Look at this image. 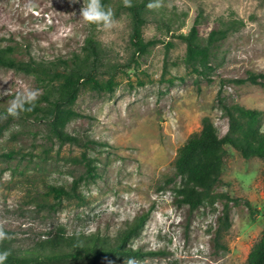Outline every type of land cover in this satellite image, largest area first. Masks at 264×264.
<instances>
[{
	"label": "rangeland",
	"instance_id": "obj_1",
	"mask_svg": "<svg viewBox=\"0 0 264 264\" xmlns=\"http://www.w3.org/2000/svg\"><path fill=\"white\" fill-rule=\"evenodd\" d=\"M84 2L0 0V43L30 48L27 58L70 56L96 30L108 61L119 66L114 91L86 87L79 95V114L68 131L81 144L62 143L38 115L21 113L0 128V224L25 250L60 228L68 235L114 238L144 220L128 245L145 251L136 264H246L264 229V160L226 145L216 192L233 198L232 225L219 240L224 201L190 210L167 180L176 176L179 148L202 129L205 116L221 136L228 131L217 101L221 87L228 104L261 111L264 131V85L228 81L264 74V0H155L159 6L149 10L145 36L160 41L143 55L134 52L132 20L118 0L111 5L109 30L83 21ZM199 15L203 36L219 18L245 21L220 46L212 80L188 66L187 43L177 35L188 32ZM34 90L44 91L34 75L0 65L1 108ZM87 157L96 165L95 177L87 176ZM77 179L81 197L57 203L49 186L70 188Z\"/></svg>",
	"mask_w": 264,
	"mask_h": 264
},
{
	"label": "trees",
	"instance_id": "obj_2",
	"mask_svg": "<svg viewBox=\"0 0 264 264\" xmlns=\"http://www.w3.org/2000/svg\"><path fill=\"white\" fill-rule=\"evenodd\" d=\"M115 1L117 0H102V3L111 8ZM154 1L132 0L133 7L128 8L123 6V0H118L119 6L130 14L132 20L131 42L135 54L147 53L160 41L159 38L147 39L145 36L150 10L148 6ZM244 24L245 21L240 18L222 17L213 24L209 34L203 36L199 15L188 32L178 33V37L187 43L184 60L192 71L212 80L214 60L220 46L230 34ZM173 46L172 41L167 42V48ZM27 51L31 53L28 47L25 49L14 44L0 43V65L34 75L44 89L35 105L25 103V110L21 113L25 117L41 116L49 125L53 136L62 143L81 144L82 139L68 131L69 123L79 114L75 108L79 95L86 87L98 92L114 91L119 66L108 61L106 50L98 39L96 30H92L86 37L80 51L76 50L67 57L43 59L30 55L27 58ZM261 77H264V74L250 72L245 78L228 81H251L264 85ZM222 94L223 87L220 88L217 101L229 119L228 131L221 136L213 119L205 116L202 129L193 133L179 148L175 160L176 176L167 180L168 183L174 184L172 190L179 204L188 205L190 210H196L207 203L214 205L218 200L224 201L216 229L218 240L232 225L230 201L233 198L228 193L216 192L228 153L226 145H233L246 158L260 156L264 160L261 111L240 103L228 104ZM7 109L0 107V128H4L13 118H4ZM86 159L87 176L95 177L96 165L88 157ZM177 177H180V180ZM49 191L57 198V203L65 197H81L79 179L70 188L50 185ZM143 223L144 220L137 221L114 238L87 232L68 235L64 228H60L54 236L25 250L16 246L14 239L9 236L10 239L0 243V251L9 250L11 253L5 264H136L135 258L144 257L145 251L143 248L134 249L128 245ZM246 264H264V229L259 240L253 245Z\"/></svg>",
	"mask_w": 264,
	"mask_h": 264
},
{
	"label": "clouds",
	"instance_id": "obj_3",
	"mask_svg": "<svg viewBox=\"0 0 264 264\" xmlns=\"http://www.w3.org/2000/svg\"><path fill=\"white\" fill-rule=\"evenodd\" d=\"M123 6L128 8L133 7L132 0H123ZM158 6V4H150L148 7L155 8ZM80 16L85 23L102 26L105 30H109L114 26V12L110 7H106L102 3V0H86L80 9ZM39 95V91L34 90L28 92L23 100L19 97L13 100L4 118H7V116L19 118L21 111L25 110L24 104L28 103L34 106ZM7 239H10V237L5 231L3 224H0V243H3ZM10 254L9 250L0 251V264H5Z\"/></svg>",
	"mask_w": 264,
	"mask_h": 264
}]
</instances>
